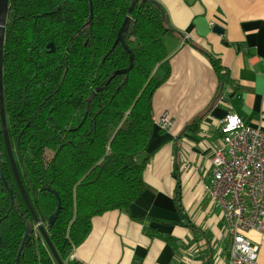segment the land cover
<instances>
[{"label":"trees","instance_id":"16d2710c","mask_svg":"<svg viewBox=\"0 0 264 264\" xmlns=\"http://www.w3.org/2000/svg\"><path fill=\"white\" fill-rule=\"evenodd\" d=\"M131 2L8 1L2 51L8 138L21 158L23 189L63 263L83 243L94 217L127 213L144 190L146 149L154 133L152 96L170 73L164 39L177 35L158 2L137 0L128 13ZM126 18L123 42L113 48ZM208 57L220 92L236 91L221 58ZM130 64L126 74H116ZM199 123L187 131L195 135ZM0 162L7 183L0 179V264H56L15 180L1 122ZM52 192L61 207L49 226L57 206ZM24 219L33 231L18 256ZM150 223L154 227L145 225V235L178 248L179 240L160 228L163 223Z\"/></svg>","mask_w":264,"mask_h":264},{"label":"crops","instance_id":"0c3cea01","mask_svg":"<svg viewBox=\"0 0 264 264\" xmlns=\"http://www.w3.org/2000/svg\"><path fill=\"white\" fill-rule=\"evenodd\" d=\"M165 10L177 36L164 39L170 73L152 96L154 133L144 190L128 212L111 211L92 219L83 243L65 264H224L230 237L220 209L198 183L211 172L209 150L220 144V121L227 110L264 131V0H154ZM221 32H216L214 28ZM208 53L221 58L236 91L220 92ZM220 104V106H219ZM228 111V112H229ZM166 113L167 130L156 122ZM200 119L195 135L187 127ZM178 208L186 216L183 224ZM151 220L179 240L173 249L145 235ZM227 235V236H226ZM259 245L256 232L246 235Z\"/></svg>","mask_w":264,"mask_h":264},{"label":"built area","instance_id":"2783aa9c","mask_svg":"<svg viewBox=\"0 0 264 264\" xmlns=\"http://www.w3.org/2000/svg\"><path fill=\"white\" fill-rule=\"evenodd\" d=\"M156 124L167 130L172 119L163 113ZM219 135L220 144L209 150L211 172L198 186L220 209L228 230L224 264H259V245L246 235L256 232L264 243V131L228 112L220 121Z\"/></svg>","mask_w":264,"mask_h":264},{"label":"water","instance_id":"95a60500","mask_svg":"<svg viewBox=\"0 0 264 264\" xmlns=\"http://www.w3.org/2000/svg\"><path fill=\"white\" fill-rule=\"evenodd\" d=\"M8 1L9 0H0V122H1V132H2V135H3V138H4V144H5V148H6V153H7L8 160L10 162V166H11V169L13 171L15 180H16L17 185H18V187L20 189V192H21V194H22V196H23V198H24V200H25V202L27 204V207L30 210V213L32 214V217L34 219L36 227H37L40 235L42 236V238L44 239V241L48 245L49 250L51 251V253H52L53 257H54L56 264H65L58 257L54 247L52 246V244H51V242H50V240H49V238L47 236L46 229L42 226V224L40 223V220L36 217V215L34 213V210H33L32 206H31V204L29 202V199H28V197H27V195H26V193H25V191L23 189V186H22V183H21L20 173H19V170L17 168V164H16V161L14 159L13 150H12V147L10 145L9 138H8L7 124H6L4 108H3V92H2V51H3V44H4L6 17H7V11H8ZM136 2H137V0H132V2L130 4V7L128 8V13H131V11H132V9H133V7H134ZM91 19H92V14H91V17H90V20H89V25L91 24ZM128 25H129V18H126L124 20L119 32H118V36H117V39H116V41H115V43L113 45V48L115 47V45L118 42H123L122 36L127 31ZM214 30L216 32H221V30L218 29L217 27L214 28ZM49 47L52 48V45H49ZM130 60L132 61V57L130 58ZM131 67H132V64H130V66L126 70L119 71L116 74H126L131 69ZM19 161H20L19 163H21V158H19ZM0 179L2 180L4 185H7V183H6L5 179H4L3 173H2L1 162H0ZM46 190L50 191L49 189H46ZM9 193H10V196H11L12 204L18 209V206H17V204H16V202L14 200V197H13L11 191ZM52 193H54V192H52ZM55 195L57 196V194H55ZM60 207H61L60 199L57 196L56 210L48 218V225L49 226H52V224L54 223V221H55V219H56V217L58 215V212L60 210ZM24 221L26 222V229H25V232H24V235H23V241H22L21 247L19 249L18 256H19V254H20V252L22 250V247H23V245L25 243V240H26L27 236L30 233H32V231H33V228L31 226V224L28 223L26 221V219H24ZM18 256H17V259H18ZM74 264H79V263H74Z\"/></svg>","mask_w":264,"mask_h":264},{"label":"rangeland","instance_id":"374dc122","mask_svg":"<svg viewBox=\"0 0 264 264\" xmlns=\"http://www.w3.org/2000/svg\"><path fill=\"white\" fill-rule=\"evenodd\" d=\"M13 154H14V152H13ZM15 156H16V155L14 154V159H15V161H17V157H15ZM17 162H18V161H17ZM17 162H16V164H18ZM225 230H226V233L228 234V230H227V229H225ZM226 236H227V235H226Z\"/></svg>","mask_w":264,"mask_h":264},{"label":"flooded vegetation","instance_id":"af4514ba","mask_svg":"<svg viewBox=\"0 0 264 264\" xmlns=\"http://www.w3.org/2000/svg\"><path fill=\"white\" fill-rule=\"evenodd\" d=\"M12 150H13V149H12ZM13 152H14V154H16L14 150H13ZM15 157H17V156H15ZM8 161H9V160H8ZM17 161H18V160H17ZM17 161H16V162H17ZM17 163H18V164H17V168L19 169V162H17Z\"/></svg>","mask_w":264,"mask_h":264}]
</instances>
